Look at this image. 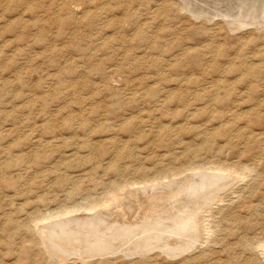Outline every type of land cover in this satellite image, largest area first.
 Wrapping results in <instances>:
<instances>
[{
	"label": "rangeland",
	"instance_id": "374dc122",
	"mask_svg": "<svg viewBox=\"0 0 264 264\" xmlns=\"http://www.w3.org/2000/svg\"><path fill=\"white\" fill-rule=\"evenodd\" d=\"M198 174L216 191L183 254L47 245L50 215L114 219L129 189ZM262 246L264 0H0V264H264Z\"/></svg>",
	"mask_w": 264,
	"mask_h": 264
},
{
	"label": "bare ground",
	"instance_id": "6f19581e",
	"mask_svg": "<svg viewBox=\"0 0 264 264\" xmlns=\"http://www.w3.org/2000/svg\"><path fill=\"white\" fill-rule=\"evenodd\" d=\"M201 177L207 176L204 174L191 175L189 178L176 182H161L157 183L158 185H144L142 188L129 189L126 193L133 200L131 205L127 206L129 212L125 211L121 214L122 216L117 215L114 219L108 218L111 216H107L110 212H107L109 207L105 206L106 204L83 209L86 213L89 212L86 218H73V213L78 210L67 211L55 216L50 215L51 219L62 217L63 220H55L52 223L48 220L47 224L51 225V231L45 234L47 245L50 244L51 247L61 245L62 248L66 246V249H63L64 253L84 254V256L91 257L118 252L124 255H143L153 251H159L168 256L183 254L193 248L194 244L189 241L197 233L196 229L200 224L197 220L198 214L202 208L204 210L205 199L210 195L213 196L216 191L214 188L206 187V185L210 186L211 181H198L202 179ZM196 181L199 183L195 184ZM198 201L202 202L200 206ZM194 203L198 204L194 206ZM101 206H104L103 211L99 209ZM133 211H136L134 215H132ZM70 214L71 218H65ZM45 225H41L42 228H46ZM182 241L186 245L180 248ZM68 245L69 248H67Z\"/></svg>",
	"mask_w": 264,
	"mask_h": 264
}]
</instances>
